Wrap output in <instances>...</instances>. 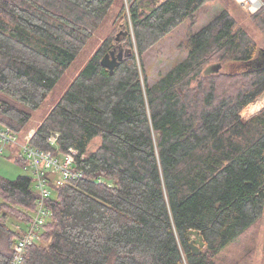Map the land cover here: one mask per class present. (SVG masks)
<instances>
[{
	"label": "trees",
	"instance_id": "trees-1",
	"mask_svg": "<svg viewBox=\"0 0 264 264\" xmlns=\"http://www.w3.org/2000/svg\"><path fill=\"white\" fill-rule=\"evenodd\" d=\"M208 1L0 0L4 126L23 139L76 66L30 144L78 150L73 168L82 176L52 186L41 241L22 264H252L255 235L242 238L264 213V106L248 119L241 112L264 93V66L204 70L259 60L264 48L222 8L187 34L185 57L154 82L144 69L147 53L194 23ZM246 17L264 33V6ZM119 47L110 73L101 58ZM54 133L56 145L47 141ZM37 197L30 174L0 176V264L9 263ZM192 230L203 237L199 254ZM245 241L254 246L234 259L229 248Z\"/></svg>",
	"mask_w": 264,
	"mask_h": 264
},
{
	"label": "rangeland",
	"instance_id": "rangeland-1",
	"mask_svg": "<svg viewBox=\"0 0 264 264\" xmlns=\"http://www.w3.org/2000/svg\"><path fill=\"white\" fill-rule=\"evenodd\" d=\"M222 8L232 11L235 15H237L240 24L249 32V34L253 36V38L256 40L258 45L264 48V33L259 31L250 23L249 19L246 17L250 15L249 13H246L241 7L237 6L234 0H209L197 14L194 23L190 25L189 21L183 22L172 33H170L162 40H160L154 46V48L147 53L145 57V66H144L145 73L147 75V81L149 83L154 82L157 78H159L162 74H164L167 70H169L174 64H176L179 60L184 58L185 52L181 48V41L187 36L188 33L198 31L209 20H211L213 16ZM123 36H124L123 34L119 35L120 38L121 37L123 38ZM90 47H93V44H90ZM249 63H251V65L255 67L264 66V56H262L259 60H254L252 62H247V63H226L224 65L212 64L205 68L204 73L217 71L219 69L233 72L248 67ZM75 70H76V66L71 65L64 72L63 76L61 77V79L59 80V82L51 92L52 97L48 96V98L44 101L42 106H40V108L36 111V113L32 117L31 129L35 128L36 126L35 124L39 122L40 115L49 109L53 100L57 99L60 96V94L63 92V90L66 88V85L73 78ZM263 99H264V93L261 96H259L257 100L253 103H256L257 101ZM263 106H264V100H263V105L260 108H262ZM243 111L241 112V116L243 117V119H248L257 112L255 111L251 115L250 114L245 115ZM99 142H100V137L95 138L92 141V143L89 145V149L95 148L99 144ZM18 154H19V150L17 148L6 147L4 149L3 154L0 155L1 177L7 179H14L18 175L30 174L29 170L23 169V167L19 163L15 162L14 158ZM249 234H251V237L255 235L253 241V243H255V246L253 244L254 253L252 257V264H262L264 258V253L262 250L264 248V213L262 215V219L259 223L258 229L257 227L252 228L242 239L245 240L249 236ZM236 243H234V245L229 248L228 252L234 254V259H239L241 258V254L243 252L250 249V246H252V242L245 241V243L243 244L242 243L236 244Z\"/></svg>",
	"mask_w": 264,
	"mask_h": 264
},
{
	"label": "built area",
	"instance_id": "built-area-1",
	"mask_svg": "<svg viewBox=\"0 0 264 264\" xmlns=\"http://www.w3.org/2000/svg\"><path fill=\"white\" fill-rule=\"evenodd\" d=\"M234 2L249 14L264 6V0H234ZM34 132L33 128L23 139H20L17 133L0 122V155L6 147L19 150V154L27 161L23 169L29 170L33 187L38 194L29 222L26 226H17L19 235L13 243L12 257L7 264H22L28 248L41 241L43 226L51 214L47 200L51 195L52 186L62 185L70 179L82 176L81 172L73 168L77 156H82L78 150L70 147L65 152L54 153L52 150L39 149L30 144ZM57 136L54 133L47 138V141L56 145Z\"/></svg>",
	"mask_w": 264,
	"mask_h": 264
},
{
	"label": "water",
	"instance_id": "water-1",
	"mask_svg": "<svg viewBox=\"0 0 264 264\" xmlns=\"http://www.w3.org/2000/svg\"><path fill=\"white\" fill-rule=\"evenodd\" d=\"M120 33L116 35V40H120L122 38L119 37ZM125 34L126 31L123 32V35ZM122 57H123V49L121 47H119L118 49L114 48L103 55V57L101 58V64L103 67L108 69L110 73H112L114 68L122 60ZM190 233L194 237L193 242L190 243L191 249L195 254H199L201 252V248L204 247L203 237L198 233L197 230H192L190 231Z\"/></svg>",
	"mask_w": 264,
	"mask_h": 264
},
{
	"label": "bare ground",
	"instance_id": "bare-ground-1",
	"mask_svg": "<svg viewBox=\"0 0 264 264\" xmlns=\"http://www.w3.org/2000/svg\"><path fill=\"white\" fill-rule=\"evenodd\" d=\"M264 100V99H263ZM263 100H259L257 101L256 103H253L251 105H249L244 111L243 113L245 115H248V114H252L254 113L255 111H257L262 105H263Z\"/></svg>",
	"mask_w": 264,
	"mask_h": 264
}]
</instances>
